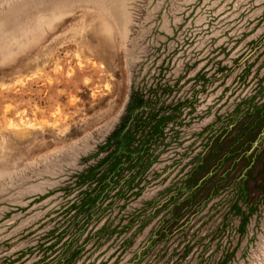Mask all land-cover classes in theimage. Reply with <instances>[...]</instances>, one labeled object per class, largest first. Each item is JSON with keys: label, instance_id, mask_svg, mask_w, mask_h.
Returning a JSON list of instances; mask_svg holds the SVG:
<instances>
[{"label": "rangeland", "instance_id": "1", "mask_svg": "<svg viewBox=\"0 0 264 264\" xmlns=\"http://www.w3.org/2000/svg\"><path fill=\"white\" fill-rule=\"evenodd\" d=\"M0 264H264V0H0Z\"/></svg>", "mask_w": 264, "mask_h": 264}]
</instances>
